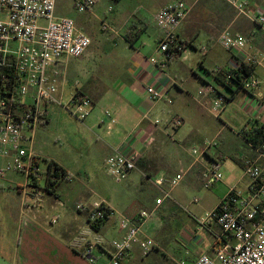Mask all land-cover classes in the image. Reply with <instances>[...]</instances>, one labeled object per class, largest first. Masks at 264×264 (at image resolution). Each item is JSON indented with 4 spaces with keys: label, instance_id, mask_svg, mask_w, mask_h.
I'll use <instances>...</instances> for the list:
<instances>
[{
    "label": "crops",
    "instance_id": "crops-1",
    "mask_svg": "<svg viewBox=\"0 0 264 264\" xmlns=\"http://www.w3.org/2000/svg\"><path fill=\"white\" fill-rule=\"evenodd\" d=\"M174 1H183L190 9L178 30L179 39L191 44L189 49L195 51L197 41L210 42V50L203 55L205 58L209 57L213 47L211 44L215 45L214 47L217 44L221 46L219 43L221 34L225 30L230 31L234 22L223 8V3L229 8L233 7L226 0H161L149 18L136 20L135 23L126 16L103 19V26L108 27L104 30L102 26V31L106 33L103 52L92 48L94 42L90 26L93 23L84 21L83 29L92 40L90 48L83 56L75 59V62L62 60L54 67L59 74L57 77L59 98L66 102L78 91L92 102V112L84 121V138H93L89 140V146L94 147L93 158L99 163H104L105 167L107 158L117 149L128 155L134 151L139 153L136 169L125 180H135L136 172H141L145 178L144 183L148 186L147 194L141 198L139 193L138 197L121 209L118 218L124 216L133 219L143 210L151 211L156 208L144 226V236L155 240L157 246L144 256L140 246L135 244L121 264H179L168 250L167 240L170 236L164 217L180 218L176 212L182 206L185 209H192L188 214L197 224L198 219H202L219 206L231 188L247 191L250 179L247 184L242 185L248 175L244 167L236 164L231 158L236 157L243 162L245 159H252L264 163V154L260 156L258 149L243 137L245 132L264 126V68L257 67L255 71L262 80L259 96L252 97L247 91L232 87L236 93L226 103L219 116L212 111L214 96L206 94L198 101L191 100L190 90L193 86L189 78L183 77V74L188 76L187 68L183 66L182 72L177 69L179 64L182 66L185 61L190 60L189 49L185 54L172 60H166L165 55L159 52L162 33L154 17L161 8ZM95 5L85 13H93ZM263 6L264 0H250L249 7L252 11ZM109 10L112 11L111 7ZM246 20L254 24L248 18ZM260 32L262 31L256 28L250 33V37L256 41ZM222 49L225 50L223 47ZM246 49L251 54L260 52L257 48L250 51L248 42ZM152 57L158 60V64L151 63ZM211 59L215 63L213 69H206L205 60L200 62L195 72L190 67L194 80L199 83L197 92L210 80L208 76L210 71L222 68L230 62L229 56L223 60L218 54ZM70 84L74 86L73 92L67 90ZM147 85L167 88L168 96L156 103L150 101L146 93ZM237 98L240 112L233 113V110L230 111L228 108ZM176 103L179 108L173 112L170 107ZM50 105L56 104L45 106L46 117L41 126L49 121L47 112ZM106 111L111 113L115 123H111L110 118L105 116ZM168 113L171 114V118L166 120ZM208 113L220 118L224 126L234 132L240 142L232 135H224L225 142L208 141V138L215 134ZM226 113L227 116L223 117ZM176 118H180L183 125L188 120L196 124L188 141L190 139L201 141L204 148L201 152L192 150L196 156L193 160L186 159L179 150L177 138L183 125L174 128L173 121ZM159 119H165L166 124L156 125L155 121ZM221 133L223 131L220 130L214 137L220 138ZM221 144L227 146L228 153L219 149ZM212 147H217L219 151L213 152ZM228 159L233 161L236 167H241L244 174L236 180L220 182L223 189L212 190L219 183L211 189H205L204 174L215 166L220 169L223 162ZM11 162V158L0 157V170ZM13 173L9 172L5 177H0V264H92L85 257L83 249L75 250L72 247L74 238L80 232L88 233L89 230L85 212H80L77 208L82 202L78 200L74 206L64 202L63 194L60 193L63 184L61 182L57 191L51 194L44 188L28 182L27 179L23 185ZM231 173L237 176L238 172L231 167ZM179 174H183V180L175 187L163 186V189L170 191L171 197L157 207L156 200L162 196V192L154 181L162 177L171 179ZM37 192L42 195L40 201L35 199ZM79 192L81 196L84 195V199L89 200L85 192ZM195 199L198 200L197 203L194 202ZM95 202L116 213V205L110 197L89 204ZM57 215H60L59 221L52 224V218ZM118 220L108 219L95 235L103 237L108 243L121 239L123 233L118 227ZM219 235L220 228L214 222H210L206 227L198 228V232L193 234L190 241H183L181 246L186 254L196 252L199 245L205 246V250L197 253L188 264H193L203 254L213 255L220 246ZM92 255L96 259L93 264H110L111 248L109 244L98 245L94 247Z\"/></svg>",
    "mask_w": 264,
    "mask_h": 264
},
{
    "label": "built area",
    "instance_id": "built-area-1",
    "mask_svg": "<svg viewBox=\"0 0 264 264\" xmlns=\"http://www.w3.org/2000/svg\"><path fill=\"white\" fill-rule=\"evenodd\" d=\"M98 1L73 0L78 13L87 12ZM226 1L239 15H244L264 33V6L252 11L250 0ZM189 11L185 2L174 1L161 8L154 17L162 33L159 52L165 55L166 60L185 54L191 46L178 37V30ZM107 28L103 26L104 30ZM91 43L90 36L78 29L74 19L57 14V0H0V157L12 159L0 170L1 178L9 172H17L24 175L28 182L45 188L48 166L42 170L40 157L28 150L27 144L31 142L32 136L28 138L25 133L34 134L45 120V106L49 104L61 106L81 122L90 116L92 102L80 92L77 91L66 102L59 98V74L54 67L64 58H80ZM219 43L231 55L225 67L233 70L240 69L243 64L253 67L249 76L242 80L240 89L252 97H258L262 80L255 71L257 67L264 68V52H247L246 39L228 30L221 34ZM201 52L206 55L207 49L202 48ZM150 61L158 64L155 57ZM219 69L208 73L210 80L198 92L201 96H214L212 111L218 116L232 95L229 89L215 84L214 77ZM146 93L148 99L156 103L168 96V89L147 85ZM105 116L115 123L109 111L105 112ZM159 123V120L155 121L156 125ZM182 125L180 118L173 121L174 128ZM258 154H264V144L258 148ZM138 157V152L128 155L117 149L106 160L107 171L117 182H121L136 169ZM244 169L250 179L247 191L231 188L216 209L197 220L202 228L214 222L220 228L221 235L218 237L220 246L214 254H203L193 264H264V163L245 159ZM203 178V187L211 189L222 182L223 175L215 166ZM68 179L69 175L64 178ZM182 180L183 174H179L171 179L162 177L154 181L162 192V196L156 200L157 207L171 197L170 191L163 189V186L175 187ZM41 198L42 195L37 192L36 201ZM77 208L87 214L88 226L92 228L101 226L115 214L96 202L78 204ZM155 211L156 208L143 210L133 219L121 216L118 227L123 237L119 240L108 243L96 235L91 241L90 233L80 232L74 238L72 247L75 250L83 249L85 257L92 264L96 262L92 255L94 247L104 244H109L111 248L110 264H121L135 244L147 256L157 243L144 236V226ZM59 219V215L53 218L52 224H56Z\"/></svg>",
    "mask_w": 264,
    "mask_h": 264
},
{
    "label": "rangeland",
    "instance_id": "rangeland-1",
    "mask_svg": "<svg viewBox=\"0 0 264 264\" xmlns=\"http://www.w3.org/2000/svg\"><path fill=\"white\" fill-rule=\"evenodd\" d=\"M161 1V0H160ZM154 0H99L98 4L95 5L93 13H78L74 8L73 0H57V14L64 17H70L74 19L78 29L86 31L83 29L84 21H90L93 23L91 27L93 33V44L94 48L98 52H103L105 48V38L106 33L102 31V20L107 18H112L115 16H126L131 18L135 23L138 20L147 19L150 17L153 9L160 2ZM112 9L110 11L109 9ZM223 8L226 9V12L231 16V19L234 21L232 27L229 29L232 33H240L243 35L249 45L250 51H255L254 48L259 49L264 52V33L260 32L259 39L254 41L250 37V33L258 28V26L248 22L244 15H239L235 9H232L226 3H223ZM137 20V21H136ZM259 32V31H258ZM210 42H205L203 40L197 41L196 51L192 48L189 49L190 60L185 61L181 66L179 64L177 69L182 72L183 66L187 68L188 76L183 74V77H187L192 84L193 89L190 90V99L191 100H200L203 96L199 95L197 92L199 83L194 80L192 73L190 71L193 68L194 72L199 68V64L202 60H205L206 69H213L215 66L214 61L211 59L214 55L218 54L224 60L231 55L222 47L217 44L212 45L211 55L207 58L201 53V49L205 48L210 50ZM254 47V48H253ZM63 61H72L75 62V59L64 58ZM191 67V68H190ZM185 72V71H184ZM211 72V71H210ZM69 92L74 91L73 84L68 85ZM239 99L229 106V110H233V113L239 111ZM169 109L168 106H166ZM176 108H179V105L176 103L171 106L170 109L175 112ZM211 119V128L215 131V134L210 136L208 141H215L220 143L224 141V135H232L236 141H239L235 137V133L232 132L228 127L220 121V118H216L212 113H208ZM47 116L49 118L48 123L40 125L32 135L30 132H26V137L30 138L32 136L31 142L27 144L28 150L34 151L36 154L42 156L44 159H41L42 170L47 169V161H55L61 167H63L68 175V180L61 181L60 193L63 194V201L69 202L70 206H74L76 201H80L83 204H88L93 201H100L102 198L110 197L111 201L116 205V213L111 217L112 220L117 221L118 215L121 213V209L133 201L138 194L141 198L146 196V189L148 186L145 185V178H143L141 172H136L137 179L135 180H123L117 182L107 171V167H104V163L97 162L94 159V147L89 146V142L93 140L91 137L84 138V122L76 119L68 110L62 108L59 105H50L48 108ZM227 116V113L223 116ZM171 118V114L168 113L166 120ZM165 119L160 121V126L165 125ZM196 124L193 121H187L181 128V133L179 138H177V143L179 144V150L186 159L193 160L195 155L192 150L196 149L199 152L203 151L204 144L201 141L189 140L188 138L192 131H194ZM223 131L220 135V138H215L217 132ZM234 133V134H233ZM91 134H89L90 136ZM91 139V140H90ZM90 140V141H89ZM225 142V141H224ZM220 150L226 151L228 153L227 146L224 147L223 144L220 145ZM217 147H212L213 152H218ZM231 167L235 168L237 173H231ZM219 172L222 173L223 179L222 182H226L228 179H238L240 175L244 174L241 167H236L235 163L230 159L223 162ZM11 173V172H10ZM9 174V173H8ZM7 174V175H8ZM16 178L20 183L25 184L26 178L20 174L14 172ZM245 176V175H244ZM70 181V182H69ZM69 182V183H68ZM249 182V177H245L242 185L244 186ZM147 183V182H146ZM44 181L41 182L43 186ZM148 184V183H147ZM217 188L223 189L222 183H219L212 190ZM79 191L85 192L89 200L84 199V195L81 196ZM229 193V192H228ZM69 196V197H68ZM193 198V196H191ZM79 203V204H82ZM188 209V210H187ZM179 208V211L176 214L180 218L174 216H165L164 222L167 224V231L170 239L167 243L168 250L175 258V261H178L179 264H188L195 255L201 251L205 250V246L199 245L196 248V252L193 254H186L185 249L182 248L183 241H190V238H193V234L198 232V228H201L200 223L197 221V224L189 217V211L191 208ZM197 209V207H196ZM87 216L86 213L84 214ZM58 216V215H57ZM60 216V215H59ZM54 218V217H53ZM52 218V219H53ZM119 221V220H118ZM57 224V223H56ZM88 233H90V240L93 241L96 237L95 228L88 227ZM95 231V232H94ZM156 237L160 238L156 235ZM190 248V247H189Z\"/></svg>",
    "mask_w": 264,
    "mask_h": 264
},
{
    "label": "trees",
    "instance_id": "trees-1",
    "mask_svg": "<svg viewBox=\"0 0 264 264\" xmlns=\"http://www.w3.org/2000/svg\"><path fill=\"white\" fill-rule=\"evenodd\" d=\"M253 67L243 64L240 69L233 70L229 67H222L219 69L217 76L214 77V82L218 87L229 89L232 93L230 99L236 93V90H232V87L236 89H240L242 85V80L245 79L251 71ZM221 93V92H220ZM243 137L246 139L248 143H250L255 148H260L264 144V126L254 128L252 131L245 132ZM236 164L244 167V162L240 159L233 157L231 158ZM47 179L45 184V190L48 193H55L59 187V183L64 180L65 177L68 176L67 171L62 169L57 163L54 161H48V169H47ZM101 226L94 227L96 230H99Z\"/></svg>",
    "mask_w": 264,
    "mask_h": 264
}]
</instances>
